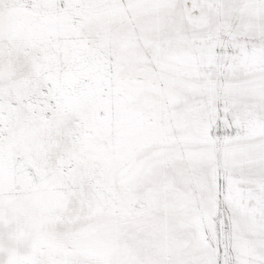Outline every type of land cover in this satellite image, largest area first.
Listing matches in <instances>:
<instances>
[{"label": "snow or ice", "instance_id": "1", "mask_svg": "<svg viewBox=\"0 0 264 264\" xmlns=\"http://www.w3.org/2000/svg\"><path fill=\"white\" fill-rule=\"evenodd\" d=\"M0 264H264V0H0Z\"/></svg>", "mask_w": 264, "mask_h": 264}]
</instances>
